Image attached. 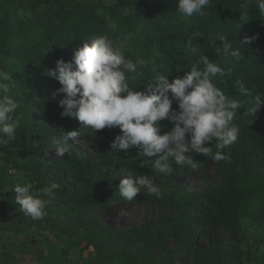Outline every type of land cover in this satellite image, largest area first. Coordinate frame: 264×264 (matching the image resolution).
I'll return each instance as SVG.
<instances>
[{
	"label": "trees",
	"instance_id": "obj_1",
	"mask_svg": "<svg viewBox=\"0 0 264 264\" xmlns=\"http://www.w3.org/2000/svg\"><path fill=\"white\" fill-rule=\"evenodd\" d=\"M20 2L23 16L7 9V0H0V69L12 75L15 87L11 95L19 100L17 115L21 121L16 139L0 147V211H11L10 216L0 220V226L8 220L14 223L15 216H19L12 190L16 184L38 181L37 186L43 187L56 182L61 187L50 201L71 203L76 228L64 240L68 241L67 247L83 242L81 250L89 256L85 264H177V255H186V264H264V107L250 117L251 124L243 115L256 92L264 91V14L259 13L256 0H212L206 17L187 19L178 14V0ZM197 31L202 36L193 39L192 45L231 70L230 76L217 77L215 83L229 98L245 102L234 121L240 128L239 137L224 150L231 159L215 162L196 155L201 163L195 171L202 170L207 162L212 164L217 173L215 184L195 191L169 186L161 189V199L149 196L144 189L146 194L135 201L171 208L172 214L163 210L159 221L114 231L90 214L95 209L104 210L108 204L126 201L116 186L123 178V169L172 183L184 172V166L173 162L171 175L159 174L151 164L138 167L143 158L135 147L127 152L111 151L110 144L120 134L119 128L92 132L77 119L62 117L58 101L64 94L53 98L61 85L45 71L56 70L61 58L70 61L83 40L107 37L113 48L122 50L126 57H140L147 62L128 74L130 86L142 90L154 76L153 66L168 75L170 82L190 70L198 57L191 53L187 40ZM220 36H227L233 48L241 50L242 60L237 62L223 52V42L216 40ZM246 36L257 38L241 44ZM238 79L243 80L248 95L241 93ZM173 107L178 106L174 103ZM161 123L167 126L163 130L171 127L168 121ZM65 133L88 138L94 155L76 150L70 137L72 154L51 159L49 151L57 149L56 141ZM99 186L103 191L98 190ZM61 234H55L58 241L62 240L58 239ZM115 235L128 241L130 247L104 253L106 243ZM168 238L171 248L167 246ZM10 240H0V244L6 248L15 245L18 252L29 254L20 248L22 241ZM23 241L44 247L35 234H24ZM67 247L61 246L59 254L54 250L48 259L58 260ZM154 250L161 255L154 254Z\"/></svg>",
	"mask_w": 264,
	"mask_h": 264
},
{
	"label": "clouds",
	"instance_id": "obj_2",
	"mask_svg": "<svg viewBox=\"0 0 264 264\" xmlns=\"http://www.w3.org/2000/svg\"><path fill=\"white\" fill-rule=\"evenodd\" d=\"M256 5L259 13L264 14V0H256ZM211 6L212 0H178L177 11L185 19L203 18ZM201 36L197 31L187 40L191 53L198 57L190 64L189 71L170 82L168 75L161 74L153 66L154 76L142 90L130 86L128 74L146 65L143 58L126 57L122 50L113 48L107 37L83 40L70 61L61 58L56 70L45 71V75L61 85L53 93V98L64 94L58 101L63 109L60 115L77 119L92 132L106 127L119 128L120 134L111 142L110 150L119 153L135 147L143 158L138 167L151 164L159 174L171 175L173 162L198 169L201 162L195 159L196 155L215 162L230 161V155L224 150L239 137L240 128L234 121L245 102L229 98L215 83L217 77L230 76L231 70L222 68L192 45V40ZM256 38L246 36L241 44H250ZM216 40L223 42L225 54L237 62L243 59L244 54L239 48H233L227 36ZM236 84L243 95H248L242 79ZM14 87L12 75L0 69V147L16 139L21 123L17 115L19 100L11 95ZM174 103L178 107L174 108ZM262 107L264 91H257L252 104L243 113L249 124L253 122L250 117ZM163 121H168L171 127L163 130L167 127L161 123ZM70 137V133H65L56 141L59 155L72 154ZM38 183L28 181L12 189L20 211L33 220L47 215L50 199L61 187L56 182L43 187H38ZM142 189H146L149 196L163 198L161 188L148 175L132 171L123 175L118 185L119 195L126 201L134 200Z\"/></svg>",
	"mask_w": 264,
	"mask_h": 264
},
{
	"label": "rangeland",
	"instance_id": "obj_3",
	"mask_svg": "<svg viewBox=\"0 0 264 264\" xmlns=\"http://www.w3.org/2000/svg\"><path fill=\"white\" fill-rule=\"evenodd\" d=\"M7 9L15 12H19L21 16L24 15L22 7L20 6V0H7ZM72 140L76 145V150L80 149L87 154H93V143L88 139L80 135L72 134ZM49 156L51 159L56 158H65L67 154L59 155L57 149H51L49 151ZM184 172L178 175L173 182H167L165 178L159 179L158 177H153L148 175L150 179L154 180V183L157 184L161 189H167L169 186H172L173 189L184 188L190 189L191 191L198 190L200 187H204L207 184H215L217 179V173L215 167L210 164H204V167L200 171H195L189 166H184ZM131 172L128 169H123V175ZM64 175L68 177L65 172ZM72 180H69L71 183ZM118 187V184H116ZM99 191H103L102 187H98ZM146 194L144 189L141 193H138L136 197ZM51 203L48 204L47 215L43 219L33 220L30 216H26L20 208H16L19 216H15L14 223L11 221H6L0 226V240H10L14 242L16 239L19 242L22 241L19 246L23 250L27 249L29 254L26 255L21 252H18L15 245L11 244L6 248V245L1 244L0 250L4 253L3 256H0V262L5 264H85L89 260L88 254L86 251L81 250L83 242L79 243L80 245L69 246L68 241L64 240L65 237L69 238L68 235L76 228V223L74 222V217L76 213L71 208V203H65L58 200L52 199ZM165 210L167 214H172L173 209L171 208H160L158 205H151L149 202H138L135 200L132 201H119L116 203L108 204L106 208L102 211L92 210L90 217L100 219L105 225L109 226L110 229L116 231H125L128 229H133L134 227L140 226L142 223L147 221L156 222L161 218V211ZM61 234V241L57 240L55 234ZM61 232V233H60ZM24 234L29 236L35 234L36 241L40 245L29 242L28 244L23 241ZM15 238V240H14ZM197 239L200 240L201 244H204V239L201 236H198ZM69 240H72L69 239ZM78 240V238H77ZM80 241V239L78 240ZM125 239H120L118 236H114L113 240H110L106 243L103 252L117 253L123 249L129 248V242L126 243ZM167 246L171 248L173 246L172 241L168 238L166 240ZM6 243V242H5ZM64 244V245H63ZM61 246L67 247L66 252H64L60 258L57 260H49V254L54 250V254L61 249ZM154 254L160 256L161 252L154 250ZM112 255V254H111ZM51 258V257H50ZM188 257L186 255H177L175 257V263L177 264H186ZM16 261V262H15Z\"/></svg>",
	"mask_w": 264,
	"mask_h": 264
},
{
	"label": "built area",
	"instance_id": "obj_4",
	"mask_svg": "<svg viewBox=\"0 0 264 264\" xmlns=\"http://www.w3.org/2000/svg\"><path fill=\"white\" fill-rule=\"evenodd\" d=\"M9 171L14 172L13 169H10ZM11 215V211H0V220L6 219L8 216Z\"/></svg>",
	"mask_w": 264,
	"mask_h": 264
},
{
	"label": "crops",
	"instance_id": "obj_5",
	"mask_svg": "<svg viewBox=\"0 0 264 264\" xmlns=\"http://www.w3.org/2000/svg\"><path fill=\"white\" fill-rule=\"evenodd\" d=\"M1 244H2V243H1ZM1 244H0V245H1ZM8 247H9V246H8ZM2 250H3V253H4V252H5L4 249H2ZM3 253H2V251L0 250V256H3ZM0 264H5V263L0 262Z\"/></svg>",
	"mask_w": 264,
	"mask_h": 264
}]
</instances>
